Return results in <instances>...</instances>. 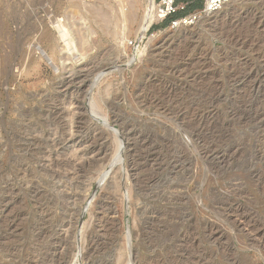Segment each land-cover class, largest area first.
<instances>
[{"label":"rangeland","instance_id":"374dc122","mask_svg":"<svg viewBox=\"0 0 264 264\" xmlns=\"http://www.w3.org/2000/svg\"><path fill=\"white\" fill-rule=\"evenodd\" d=\"M186 6L0 0V264H264V0Z\"/></svg>","mask_w":264,"mask_h":264},{"label":"built area","instance_id":"2783aa9c","mask_svg":"<svg viewBox=\"0 0 264 264\" xmlns=\"http://www.w3.org/2000/svg\"><path fill=\"white\" fill-rule=\"evenodd\" d=\"M231 1L234 0H201L200 12L202 14H214ZM187 3H180L178 0H152L148 9L151 18L154 20L152 24L164 22L176 14L178 9L184 8Z\"/></svg>","mask_w":264,"mask_h":264},{"label":"bare ground","instance_id":"6f19581e","mask_svg":"<svg viewBox=\"0 0 264 264\" xmlns=\"http://www.w3.org/2000/svg\"><path fill=\"white\" fill-rule=\"evenodd\" d=\"M151 2H152V0H148V8H147V10H146V12H145V14H144V16H143V19H144V23H143V26H145V27H147L148 25H150L154 20L151 18V16H150V14H149V11H148V9H149V6H150V4H151ZM233 2H236V0H234V1H231V2H229V3H227L226 5H225V7L226 6H228L229 4H231V3H233ZM224 8V7H223ZM222 10V9H221ZM200 12V11H199ZM201 13V12H200ZM102 14V13H101ZM132 14H133V12H132ZM195 14H198V13H195ZM216 14V13H215ZM203 15V17H209L211 14H202ZM122 16L123 17H125L126 19H127V17H129V15L128 16H126L124 13H122ZM132 16V15H131ZM198 16H196V15H194V14H191V15H188V16H186V17H181V18H177V19H175V20H173L172 22H171V25H170V28H175V27H179V26H183V25H189V24H191V23H193L194 22V19H196ZM202 17V16H201ZM134 18V17H133ZM131 19V18H130ZM135 19V18H134ZM197 20V19H196ZM132 21V20H131ZM214 21V20H213ZM142 27V26H141ZM144 27V28H145ZM184 27V26H183ZM143 28V27H142ZM66 35V34H65ZM62 36H63V34H62ZM65 37V36H64ZM67 43V42H66ZM68 44V43H67ZM138 50L137 51H139V46H138V48H137ZM141 52V51H140ZM139 53V52H138ZM138 55V54H137ZM51 59V58H50Z\"/></svg>","mask_w":264,"mask_h":264},{"label":"trees","instance_id":"16d2710c","mask_svg":"<svg viewBox=\"0 0 264 264\" xmlns=\"http://www.w3.org/2000/svg\"><path fill=\"white\" fill-rule=\"evenodd\" d=\"M182 1L188 2L185 10H183L184 11L183 13H185L186 11L192 10V9L200 8L201 6L200 0H193V1L192 0H182ZM153 27H156V26H153Z\"/></svg>","mask_w":264,"mask_h":264}]
</instances>
